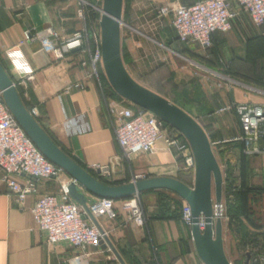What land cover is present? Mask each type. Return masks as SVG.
<instances>
[{"label": "crops", "instance_id": "0c3cea01", "mask_svg": "<svg viewBox=\"0 0 264 264\" xmlns=\"http://www.w3.org/2000/svg\"><path fill=\"white\" fill-rule=\"evenodd\" d=\"M165 1L138 0L126 4L122 0L120 54L126 60L130 59L122 63L137 83L139 81L127 71V67L140 76L139 64H143V59L150 67L156 61L151 54L154 49L148 48L143 33L144 27L152 21L146 6ZM178 1L189 5L198 0ZM75 3L74 0H0V65L8 74L23 106L27 111L34 108V120L52 142L67 156L75 157L100 183L115 186L133 180L169 177L191 187L193 173L182 170L180 162L160 141L156 143L154 155L136 154L129 160L122 157L114 140V115L108 111V105L135 109L112 91L101 65L92 70L88 52L81 53L76 49L66 53L62 60L54 61L41 50L38 41L22 42L24 32L33 35L47 27L59 40L70 38L82 29L97 33L98 29L90 26L88 16L85 15L84 19L77 16ZM231 11L235 13L231 29L211 36L213 54L207 57L210 64L222 61L220 52L223 48L237 52L244 37L255 33V28L264 27H254L248 17L234 6H231ZM165 19L167 26L158 30L157 40L149 41L165 52L161 53V59L166 61L175 79L181 83L179 94L168 95L142 86L193 118L206 135L215 160L217 156L222 177L221 204L223 213L227 215V220L221 221L222 249L226 260L230 264H264V153H243L242 144L235 140L239 128L232 109L239 104H264V88L233 79H230L231 84L222 83L217 87L216 81L202 75H197L193 81L194 74L181 63L200 60L199 54H194L197 47L178 42L169 17ZM122 27L125 34H122ZM146 54L151 55L150 59ZM13 58L30 68V73H19ZM75 83L81 88L66 90L67 86ZM254 146L264 151V139ZM181 176L186 177V181L180 180ZM68 178L64 172L60 175L61 180ZM25 180L23 176L17 178L22 184ZM32 182L38 194H51L58 190V183L53 180ZM244 191H251L248 195L250 210L246 217L243 215ZM81 193L88 199H95L84 191ZM159 195L168 200L169 211L174 212L166 218L152 215L157 211ZM137 200L146 217L141 228L117 213L113 220L97 219V226L106 235V240L98 247L78 249L59 244L47 248L44 233L38 230L28 210L33 196H27L19 207L0 180V264H68L73 256L82 254L85 258L81 264L201 263L194 252L190 228L180 222V207L173 210L170 202L178 201L181 206L183 201L178 196L166 190H151L138 194ZM120 201L115 200V208H119ZM231 211H236V214L229 217Z\"/></svg>", "mask_w": 264, "mask_h": 264}, {"label": "built area", "instance_id": "2783aa9c", "mask_svg": "<svg viewBox=\"0 0 264 264\" xmlns=\"http://www.w3.org/2000/svg\"><path fill=\"white\" fill-rule=\"evenodd\" d=\"M85 4L83 0H74ZM234 6L243 12L254 27L264 26V0H198L189 5H182L178 0H167L162 4H149L156 19L169 17L170 26L174 30L176 40L182 44H194L199 50L212 47V34L226 33L231 29L235 13ZM100 8V7H99ZM99 8L95 11L99 14ZM79 18L84 19L81 9L76 11ZM99 16L97 18L98 22ZM38 41L41 50L50 55L52 60L60 61L66 53L78 49L81 53L88 52L92 70L101 65L99 49V31L88 32L85 29L73 34L70 38L59 40L49 27L30 35L23 33L22 42ZM10 54H14L11 52ZM17 58V57H16ZM13 58L17 71H25L27 66ZM223 83L231 84L227 77L219 75ZM216 81L218 87L221 82ZM14 86V85H13ZM81 88L79 84H71L66 90ZM239 128L235 140L242 144L243 153L256 155L264 153L254 144L264 139V104L234 105L232 107ZM108 111L114 115L113 136L125 160L133 155H154L156 143L162 142L165 149L172 152L173 158L180 162V168L193 173V157L187 141L176 130L164 124L157 117L143 110H132L126 106L116 108L108 105ZM35 116V109L28 110ZM62 170L48 160L36 149L23 130L17 124L0 93V180L4 183L12 201L22 206L27 196H33L29 212L38 230L44 233L47 248L65 244L71 248L98 247L104 243L105 233L94 223L99 218L113 220L117 213L123 215L135 227L141 228L146 217L138 203L137 196L121 200L119 208H115V200L95 198L87 205V212L71 201L67 186L76 184L71 178L60 179ZM26 178L19 183L17 178ZM53 180L58 183V190L51 194H38L32 180ZM214 218L223 220V207L212 205ZM180 222L187 228L192 225L189 207L182 202L179 209ZM94 221V222H93ZM201 227V223L199 224ZM85 255H75L68 264H81ZM202 264V263H199Z\"/></svg>", "mask_w": 264, "mask_h": 264}, {"label": "water", "instance_id": "95a60500", "mask_svg": "<svg viewBox=\"0 0 264 264\" xmlns=\"http://www.w3.org/2000/svg\"><path fill=\"white\" fill-rule=\"evenodd\" d=\"M121 8L122 0H101L99 8V49L106 81L122 100L151 113L184 137L194 164L191 187L169 177L133 180L115 186L100 183L75 157L64 154L46 135L23 106L8 74L0 65L1 98L42 156L76 183L67 186L68 196L84 211L87 212V205H91L94 200L86 198L81 191L94 198L112 200H122L151 190L169 191L190 209L192 225L189 233L198 260L202 264H230L222 249L221 220L217 217L212 220V205L221 203L222 177L210 144L193 118L168 100L135 82L126 72L120 55Z\"/></svg>", "mask_w": 264, "mask_h": 264}, {"label": "rangeland", "instance_id": "374dc122", "mask_svg": "<svg viewBox=\"0 0 264 264\" xmlns=\"http://www.w3.org/2000/svg\"><path fill=\"white\" fill-rule=\"evenodd\" d=\"M85 4H80L79 2L75 1V10L81 9L83 11L84 16H88L91 21V27H97L96 20L94 19L95 14H98L95 11V8H99L101 6V0H83ZM138 0H124V3L129 4V2ZM145 10V9H144ZM146 10L151 15L152 21L147 24L144 27V36L146 37V42L148 44V48L156 50V53H154V50H151L154 56L156 58L155 65L154 66H148L146 59H143V64H139V70L142 72L141 75H135L134 71L127 67V71L131 73V75L137 79L139 84L150 87L156 91H159L161 93H166L168 95H175L179 94V88L181 87L177 79H175L174 72H171L166 64L165 60H162L161 53L165 54L163 49L161 50L154 47V44H152L151 41H155L158 38L157 32L160 29H163L164 26H167V23L165 18L163 19H156L153 11L150 8L146 7ZM99 16V14H98ZM165 21V22H164ZM168 21V19H167ZM164 22V23H163ZM252 35L250 34L249 37H244L240 44L239 48L236 50L237 52L232 53L227 48H223L221 50L222 55V61H218L216 63L211 62L208 63V58L210 57L212 53V49L209 48L207 50H199L196 48L197 52H193L194 54H199L200 60L196 61V63H181L186 65L187 69L192 71L193 77L192 80L194 81L197 75H202L206 78H210L215 81H219L220 78L219 75L223 77L225 76L226 71L228 72H240L242 74H262L264 75V27L261 28H255ZM96 30V29H95ZM163 31V30H162ZM227 33V32H226ZM122 34H125V29L122 27ZM239 52V53H238ZM149 53V51H148ZM121 55V54H120ZM147 58L150 59L151 55L146 54ZM122 58V56H121ZM159 58V60H157ZM127 62L130 61V59L127 58ZM228 66L230 67L229 70ZM196 74V75H195ZM201 76V77H202ZM228 79H231L227 77ZM207 80V79H206ZM235 80V79H233ZM188 82V81H187ZM221 83H223L222 80H220ZM189 83V82H188ZM129 105V104H128ZM216 160L217 156H216ZM141 210H144L142 205L140 204ZM226 213L223 214V220H227Z\"/></svg>", "mask_w": 264, "mask_h": 264}, {"label": "trees", "instance_id": "16d2710c", "mask_svg": "<svg viewBox=\"0 0 264 264\" xmlns=\"http://www.w3.org/2000/svg\"><path fill=\"white\" fill-rule=\"evenodd\" d=\"M98 18V14H95V17L94 19L97 20ZM122 62L125 63V56L122 55ZM229 66H228V69L229 70ZM227 74H225V76L231 78V79H235V80H238V81H241L243 83H246V84H250V85H253V86H256V87H261V88H264V75L262 74H251V75H247V74H242L240 72H228L226 71ZM21 99V98H20ZM132 108H134L135 110H140L138 107L134 106V105H131ZM41 127V126H40ZM42 128V127H41ZM43 129V128H42ZM44 130V129H43ZM182 179L180 178V180L182 181H186V177L184 176H181ZM249 193H251V191H244L243 192V198H244V210H243V215L244 217L247 216V214L249 213L248 211L250 210L249 207H248V195ZM256 193V194H259L258 192H253V194ZM130 197L128 198H125V199H122V200H126V199H129ZM168 200H166V198L162 195H159L158 196V205H157V211L152 214L153 217L155 216L156 218H159V217H162V218H166L167 216H169L171 213L173 214L174 212H170L169 211V205H167ZM170 202L172 203V206H173V210H175L176 208L180 207V203L178 201H174V200H170ZM234 206V205H233ZM233 206H231L232 208H234ZM232 213H229V217H231V215H235L236 214V211H231ZM255 227H257L255 224H253Z\"/></svg>", "mask_w": 264, "mask_h": 264}, {"label": "clouds", "instance_id": "9594fccd", "mask_svg": "<svg viewBox=\"0 0 264 264\" xmlns=\"http://www.w3.org/2000/svg\"><path fill=\"white\" fill-rule=\"evenodd\" d=\"M25 71H31V69L30 68H26Z\"/></svg>", "mask_w": 264, "mask_h": 264}]
</instances>
